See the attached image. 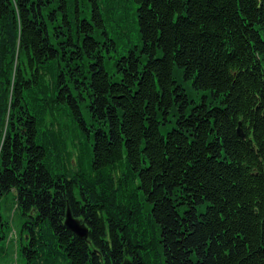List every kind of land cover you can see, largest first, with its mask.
Here are the masks:
<instances>
[{
  "label": "trees",
  "instance_id": "obj_1",
  "mask_svg": "<svg viewBox=\"0 0 264 264\" xmlns=\"http://www.w3.org/2000/svg\"><path fill=\"white\" fill-rule=\"evenodd\" d=\"M10 192L21 264H264V0H0Z\"/></svg>",
  "mask_w": 264,
  "mask_h": 264
},
{
  "label": "rangeland",
  "instance_id": "obj_2",
  "mask_svg": "<svg viewBox=\"0 0 264 264\" xmlns=\"http://www.w3.org/2000/svg\"><path fill=\"white\" fill-rule=\"evenodd\" d=\"M12 193L10 192L7 197L4 198L3 208L0 210L5 217L11 219L13 225L12 233L10 234V240L5 243L4 250L0 251V264H21L19 260V242H18V229L20 224L19 214L16 213L12 207Z\"/></svg>",
  "mask_w": 264,
  "mask_h": 264
},
{
  "label": "water",
  "instance_id": "obj_3",
  "mask_svg": "<svg viewBox=\"0 0 264 264\" xmlns=\"http://www.w3.org/2000/svg\"><path fill=\"white\" fill-rule=\"evenodd\" d=\"M238 134L242 137H245V133L243 132V129L241 127V122L239 123V127H238ZM68 216H69V220L68 223L72 224V226L76 225V223L78 224V226H80L83 230L79 229L77 231V233H79V235H77V233H75L79 238H85L87 237V228L85 226L84 223H81L78 219L74 218L70 212V210H68ZM73 228V227H72Z\"/></svg>",
  "mask_w": 264,
  "mask_h": 264
},
{
  "label": "bare ground",
  "instance_id": "obj_4",
  "mask_svg": "<svg viewBox=\"0 0 264 264\" xmlns=\"http://www.w3.org/2000/svg\"><path fill=\"white\" fill-rule=\"evenodd\" d=\"M71 212V211H70ZM68 210H67V212H66V215H65V220H64V224H65V226H66V228L67 229H69L70 231H72V232H74V233H77V231L79 230V229H81V230H83L80 226H78V224L76 223V225H74V226H72V224H69L68 223V220H69V216H68ZM72 214V213H71ZM73 216V215H72ZM73 227V228H72ZM77 235H79V233H77ZM122 240H124V239H122ZM119 244H120V241H119ZM127 248V246H125V247H122V250H124V249H126ZM122 255H120V257H121ZM122 258V257H121ZM124 261L126 262V263H124V264H135L134 263V260H133V258L130 256V255H128V256H126L125 258H124Z\"/></svg>",
  "mask_w": 264,
  "mask_h": 264
}]
</instances>
